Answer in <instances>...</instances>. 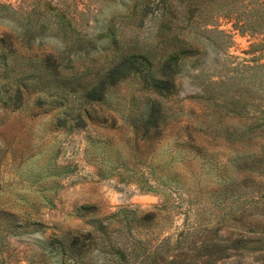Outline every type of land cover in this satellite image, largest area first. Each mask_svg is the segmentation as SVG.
Masks as SVG:
<instances>
[{
    "label": "rangeland",
    "instance_id": "374dc122",
    "mask_svg": "<svg viewBox=\"0 0 264 264\" xmlns=\"http://www.w3.org/2000/svg\"><path fill=\"white\" fill-rule=\"evenodd\" d=\"M264 0H0V264L264 261Z\"/></svg>",
    "mask_w": 264,
    "mask_h": 264
},
{
    "label": "trees",
    "instance_id": "16d2710c",
    "mask_svg": "<svg viewBox=\"0 0 264 264\" xmlns=\"http://www.w3.org/2000/svg\"><path fill=\"white\" fill-rule=\"evenodd\" d=\"M260 241H263V243H264V235H261V237H260ZM261 264H264V261L261 262Z\"/></svg>",
    "mask_w": 264,
    "mask_h": 264
}]
</instances>
